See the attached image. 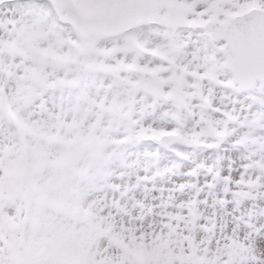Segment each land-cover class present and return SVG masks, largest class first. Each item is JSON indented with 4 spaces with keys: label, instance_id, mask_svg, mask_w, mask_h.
I'll return each mask as SVG.
<instances>
[{
    "label": "snow or ice",
    "instance_id": "obj_1",
    "mask_svg": "<svg viewBox=\"0 0 264 264\" xmlns=\"http://www.w3.org/2000/svg\"><path fill=\"white\" fill-rule=\"evenodd\" d=\"M0 264H264V0H0Z\"/></svg>",
    "mask_w": 264,
    "mask_h": 264
}]
</instances>
